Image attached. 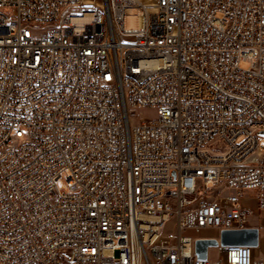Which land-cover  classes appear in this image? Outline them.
<instances>
[{"label":"built area","instance_id":"obj_1","mask_svg":"<svg viewBox=\"0 0 264 264\" xmlns=\"http://www.w3.org/2000/svg\"><path fill=\"white\" fill-rule=\"evenodd\" d=\"M99 5L0 0V264H264V0Z\"/></svg>","mask_w":264,"mask_h":264},{"label":"water","instance_id":"obj_2","mask_svg":"<svg viewBox=\"0 0 264 264\" xmlns=\"http://www.w3.org/2000/svg\"><path fill=\"white\" fill-rule=\"evenodd\" d=\"M264 137V130L259 132ZM260 232L257 228L244 230L223 231L221 233L222 246H250L257 247L259 244ZM218 241L215 239H198L196 241V254L199 259L205 260L208 257V250L217 247Z\"/></svg>","mask_w":264,"mask_h":264},{"label":"rangeland","instance_id":"obj_3","mask_svg":"<svg viewBox=\"0 0 264 264\" xmlns=\"http://www.w3.org/2000/svg\"><path fill=\"white\" fill-rule=\"evenodd\" d=\"M92 5L100 6L99 4L102 0H88ZM148 0H142V2H147ZM140 114L146 119H152L155 117L156 111L153 109L141 110ZM261 147L264 151V139L261 140ZM251 225L256 226L260 229V241L256 248L257 255L264 258V218L254 217L250 220ZM200 237H217L219 233L213 230L203 231L199 234Z\"/></svg>","mask_w":264,"mask_h":264},{"label":"bare ground","instance_id":"obj_4","mask_svg":"<svg viewBox=\"0 0 264 264\" xmlns=\"http://www.w3.org/2000/svg\"><path fill=\"white\" fill-rule=\"evenodd\" d=\"M141 19L139 17L135 18V19H130V22L135 24V25H140L141 24ZM9 137L10 138H17V129H10L9 130Z\"/></svg>","mask_w":264,"mask_h":264}]
</instances>
